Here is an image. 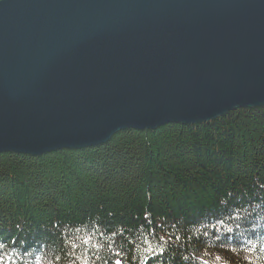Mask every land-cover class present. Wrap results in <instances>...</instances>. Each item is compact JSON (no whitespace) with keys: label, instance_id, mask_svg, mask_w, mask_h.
<instances>
[{"label":"water","instance_id":"1","mask_svg":"<svg viewBox=\"0 0 264 264\" xmlns=\"http://www.w3.org/2000/svg\"><path fill=\"white\" fill-rule=\"evenodd\" d=\"M264 106V0H0V154Z\"/></svg>","mask_w":264,"mask_h":264},{"label":"trees","instance_id":"2","mask_svg":"<svg viewBox=\"0 0 264 264\" xmlns=\"http://www.w3.org/2000/svg\"><path fill=\"white\" fill-rule=\"evenodd\" d=\"M263 235L264 106L0 154V264H264Z\"/></svg>","mask_w":264,"mask_h":264}]
</instances>
